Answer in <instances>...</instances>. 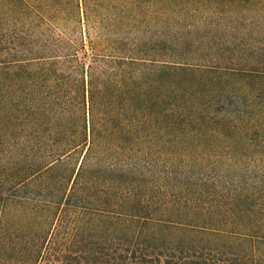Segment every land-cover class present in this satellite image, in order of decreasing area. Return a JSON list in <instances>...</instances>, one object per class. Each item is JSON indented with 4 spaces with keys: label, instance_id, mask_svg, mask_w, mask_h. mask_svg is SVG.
<instances>
[{
    "label": "trees",
    "instance_id": "trees-1",
    "mask_svg": "<svg viewBox=\"0 0 264 264\" xmlns=\"http://www.w3.org/2000/svg\"><path fill=\"white\" fill-rule=\"evenodd\" d=\"M0 264H264V0H0Z\"/></svg>",
    "mask_w": 264,
    "mask_h": 264
},
{
    "label": "rangeland",
    "instance_id": "rangeland-1",
    "mask_svg": "<svg viewBox=\"0 0 264 264\" xmlns=\"http://www.w3.org/2000/svg\"><path fill=\"white\" fill-rule=\"evenodd\" d=\"M136 35H139L140 38L143 37V34H142V33H139V34H132V35H131V38L134 37V36H136ZM97 39H98V38H97Z\"/></svg>",
    "mask_w": 264,
    "mask_h": 264
}]
</instances>
